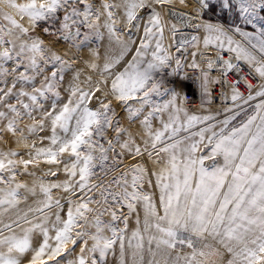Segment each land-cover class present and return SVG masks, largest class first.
Listing matches in <instances>:
<instances>
[{"label": "snow or ice", "instance_id": "1", "mask_svg": "<svg viewBox=\"0 0 264 264\" xmlns=\"http://www.w3.org/2000/svg\"><path fill=\"white\" fill-rule=\"evenodd\" d=\"M0 4V141L24 136L25 117L29 133L50 132L30 159L0 150V264H61L77 247L68 264H264V0ZM184 29L216 49L206 69L199 51L187 62L202 37ZM105 34L104 54L85 59L90 37ZM188 68L200 72L202 104L222 109L193 108ZM41 157L55 181L18 180ZM25 193L42 199L21 209Z\"/></svg>", "mask_w": 264, "mask_h": 264}, {"label": "rangeland", "instance_id": "2", "mask_svg": "<svg viewBox=\"0 0 264 264\" xmlns=\"http://www.w3.org/2000/svg\"><path fill=\"white\" fill-rule=\"evenodd\" d=\"M95 2L97 3V4H99L100 3V0H95ZM190 10V9H189ZM209 19H211L212 21H218V19H219V13H217L216 15H212L211 13L209 14V17H208ZM228 19H230V18H228ZM26 26L29 24L28 22H26L25 20H23L22 21ZM246 30H251V27L250 26H248L247 28H246ZM38 31V33H39V30H37ZM102 31H103V29H102ZM197 35H200L202 38H201V41H200V46H199V49H195V48H193L192 49V51H199V53H200V55H198L197 57H196V59H197V62L198 63H200L201 64V67L202 68H204V69H206V62H205V59H204V56H205V53L207 52V50L210 52V51H213V55H217V51H216V49L214 48V47H211V48H209V49H206L205 47H204V44H203V34L202 33H199V32H197ZM166 36H168V34L166 33ZM42 38L45 40V43H50V40H49V38L48 37H46V36H42ZM105 38H107V36L105 35ZM235 39H237V40H239V39H241L239 36H236L235 37ZM107 39H105V40H103V41H100V40H98V39H96L95 37H90V39H89V41L87 42V44H90L91 45V47L89 48L88 46V49L87 50H84V52H83V56L85 57V59H87V57L90 55V53H91V51H92V49H95V48H97L98 46H99V50H100V52H101V55H103L104 54V52H105V49L108 47V45L109 44H107L108 43V40L106 41ZM66 46H64V45H58L57 46V48H58V50L59 51H61V52H63L64 51V48H65ZM86 47V46H85ZM86 47V48H87ZM86 48H84V49H86ZM192 51L190 50L189 52H188V54H186L185 56H187V62H191V59H192V57H191V53H192ZM232 55V54H231ZM199 57H201L202 59H203V61H201V58L199 59ZM79 63V62H78ZM79 67L83 70V64H79ZM186 71H187V73H188V75L191 77V79L190 80H188L186 83H187V87H186V89H185V91H187L188 93H189V95H192L191 96V100L192 101H195L196 99H197V105L198 106H196V107H193L194 109L195 108H203V109H207V108H211V110L212 111H216V110H218V109H220V108H218V107H216V106H218V105H216V103H214V102H212V104L209 106V105H207V104H202V93H201V91H200V86H199V80L197 79L199 76H200V72H199V70H193V69H190V68H188V69H186ZM71 73H68L67 75H66V80H65V84H64V87H67V80H69V79H71ZM81 79L83 80V79H85V76H82L81 77ZM37 86H39V84L37 85ZM82 86H85V85H82ZM27 90H29V91H31V89L29 88V89H27ZM211 90H212V87H211ZM61 95L63 96L64 95V93H63V91L61 92ZM198 98H200V100L198 101ZM13 103H14V101H13ZM50 103V102H49ZM195 104V103H194ZM46 107H47V103H46V105H45ZM93 106H95V101H93ZM193 106H195V105H193ZM222 109V108H221ZM117 112L118 113H120V115H123V112H122V110L119 108V106H117ZM35 117H36V119H39V116H40V114L39 113H34L33 114ZM35 121L33 120V119H31V118H28V117H25L24 118V120H23V122L22 123H20L19 124V127L21 128V129H23L24 130V134L25 135H27L30 139H31V141H32V143H35V145H36V148H40V147H47L48 146V141L47 140H45L44 141V143L43 144H41L40 143V137L41 136H47V135H50V132H49V130L46 128L45 129V131L44 132H37V133H35V134H31V133H29L28 132V126L29 125H31V124H33ZM14 137H15V135H13L12 133H7V136H6V142L5 141H0V150H4V151H16V152H19L21 155L20 156H18V157H16L15 159H17V160H21V159H24L25 160V157H26V159H30V158H32V157H34L35 156V149L32 147L31 148V150L30 151H28L27 152V154L26 155H24L21 151V149L18 147V146H15L14 144H13V139H14ZM30 153H31V155H30ZM23 156V157H22ZM49 167H52L53 169L55 168V166H49V165H47L46 163H44V158L43 157H41L40 158V160H39V163L38 164H36V165H31V166H29V168L27 169V172H34L35 174L34 175H32V176H38V182L36 183V185H38L41 181H43V182H45V183H47V182H53V181H55V177H51V176H49V175H47L46 173L48 172V170H49ZM27 172H25L22 176H20V177H18V180H21L22 182H30V177H29V175L27 174ZM31 176V175H30ZM36 178V177H35ZM65 177L63 176V174H61L60 175V179L61 180H63ZM154 179V178H153ZM28 182V183H29ZM23 191V190H22ZM37 191H39V188H37ZM25 195H29V194H27V193H25ZM54 195H56V196H60L61 195V193H59V192H54ZM30 196V195H29ZM31 197V196H30ZM30 197H29V199H30ZM39 197V198H38ZM32 198V197H31ZM35 199H42V197L41 196H37V197H35ZM62 203H63V200L61 201ZM33 203V207L35 206V202L33 201V202H29V203H27L28 205L30 204H32ZM21 204H23V203H21ZM29 205V206H30ZM20 207H21V205H20ZM21 209H26V208H23V207H21ZM122 226V225H121ZM135 227V224H134V220H130V222H129V228H130V230L131 229H133ZM37 239H39V236L37 235ZM202 244H203V246H204V244H207V241H202L201 242V248H202ZM69 247V249H71V247H72V245H69L68 246ZM191 250L190 249H187V248H185L184 250H183V253L184 254H188L189 252H190ZM79 254V247H77V249H76V252L75 253H72L71 255H68L67 253H65V256L64 257H62L61 258V264H68V261L69 260H73V259H75V257L77 256ZM173 254H174V252H173ZM176 256V255H175ZM228 258H224V261H226ZM212 261H210L211 262V264H221V262H218L217 263V260H214V259H211ZM109 261H110V264H115V262L116 261H118V256L117 257H113V256H109Z\"/></svg>", "mask_w": 264, "mask_h": 264}, {"label": "bare ground", "instance_id": "3", "mask_svg": "<svg viewBox=\"0 0 264 264\" xmlns=\"http://www.w3.org/2000/svg\"><path fill=\"white\" fill-rule=\"evenodd\" d=\"M19 2H21V3H23L24 2V0H19ZM4 7V5H2V4H0V8H3ZM6 11H9L13 16H15L18 20L20 19V17L17 15V13L14 11V10H12V9H5ZM25 21L26 22H28L29 23V21L27 20V19H25ZM106 35V34H105ZM107 36V35H106ZM105 39H107V38H105ZM104 39V40H105ZM107 41V40H106ZM104 42V41H103ZM107 44H109V41H108V43ZM87 47V46H86ZM85 47V48H86ZM190 47V46H189ZM90 48V47H89ZM88 49V47L86 48V49H84V50H87ZM196 49V48H195ZM190 50H191V48H190ZM189 50V51H190ZM196 51V50H195ZM211 52V57L210 58H212L213 56H215V55H213V51H210ZM209 53V51L207 50V52L205 53V56L207 55ZM204 56V57H205ZM201 61H203V59L201 58ZM210 75L211 76H213V77H215V76H218L219 75V73H218V71H216L215 69H213L212 71H211V73H210ZM233 80V78H231L230 77V80H229V82H231ZM212 87V92H213V97H215L216 96V94L219 92V88L217 87V86H215V85H210V88ZM200 100V98H198V101ZM213 102L214 103H216V105H218V106H216V107H218V108H222L224 105H223V102L222 101H220V100H218V99H213ZM194 105L195 106H193V107H196V106H198L196 103H197V99L194 101ZM230 103V102H229ZM13 144L15 145V146H18L22 151V153L24 154V155H26L27 154V152L28 151H30L31 150V148H32V145H33V143H32V141H31V139L27 136V135H25L24 134V136H21V135H19V134H17V135H15V137H14V139H13ZM29 153V152H28ZM23 157V156H22ZM27 157V156H26ZM26 157H25V160H26ZM29 177H30V182L28 183L30 186L35 182V184L38 182V176L36 175V176H30L29 175ZM36 177V178H35ZM39 192V191H38ZM30 197V196H29ZM31 198V197H30ZM39 198V197H38ZM35 199V197H32L30 200H29V202H32L33 200ZM37 200V199H36ZM28 201L26 202V203H23V204H21V207H23V208H28L29 207V205L27 204V203H29ZM33 205V203L30 205V206H32ZM20 207V208H21ZM205 241H207V243H214L213 241H211L210 239H208V240H205ZM201 247V246H200ZM202 248H203V244H202ZM180 255H186V254H184L183 252H180L179 253ZM172 257L174 258L175 257V255H177V252H175L174 251V254H173V252H172ZM225 259L226 258H229L228 256H225L224 257ZM211 259H214V260H217V263L218 262H220V257H218V256H209L208 257V264H211V262L210 261H212ZM181 264H183V261H181ZM219 264V263H218Z\"/></svg>", "mask_w": 264, "mask_h": 264}, {"label": "built area", "instance_id": "4", "mask_svg": "<svg viewBox=\"0 0 264 264\" xmlns=\"http://www.w3.org/2000/svg\"><path fill=\"white\" fill-rule=\"evenodd\" d=\"M224 55H225V57L227 58V57L230 56L231 54H230V53H224ZM215 57H216V55L213 56L211 59L214 61V60H215ZM200 58H201V57H199V59H200ZM241 68L244 70L245 73H247V72L249 71L248 66H247L246 64H244L243 62H241ZM215 70L218 71V69H215ZM230 77L233 78V79H235V74H234V73H230V74H229V80H230ZM241 90L243 91V89H241ZM191 96H192V95H189L190 100H191Z\"/></svg>", "mask_w": 264, "mask_h": 264}, {"label": "water", "instance_id": "5", "mask_svg": "<svg viewBox=\"0 0 264 264\" xmlns=\"http://www.w3.org/2000/svg\"><path fill=\"white\" fill-rule=\"evenodd\" d=\"M184 33H185V36H186L189 40H191V36H192V35H197V31H196L195 29H184ZM187 48H188V51L185 53V55L188 54V52H189V50H190L189 45L187 46Z\"/></svg>", "mask_w": 264, "mask_h": 264}, {"label": "crops", "instance_id": "6", "mask_svg": "<svg viewBox=\"0 0 264 264\" xmlns=\"http://www.w3.org/2000/svg\"><path fill=\"white\" fill-rule=\"evenodd\" d=\"M189 46H190V48H191V51H192V49H193L192 45H191V44H189ZM192 52H193V51H192ZM186 57H187V56H186ZM30 199H31V198H30ZM30 199H28V202H29V200H30ZM33 201H34V202H36V199H34ZM33 201H32V202H33Z\"/></svg>", "mask_w": 264, "mask_h": 264}]
</instances>
